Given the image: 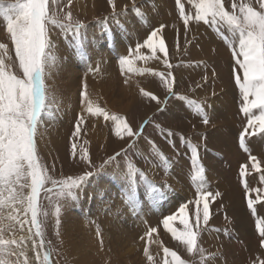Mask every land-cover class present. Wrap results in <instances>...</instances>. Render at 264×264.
Instances as JSON below:
<instances>
[{
    "label": "rangeland",
    "instance_id": "rangeland-1",
    "mask_svg": "<svg viewBox=\"0 0 264 264\" xmlns=\"http://www.w3.org/2000/svg\"><path fill=\"white\" fill-rule=\"evenodd\" d=\"M92 1L95 4L92 5L91 10L88 9L89 13L94 10L91 16H88V11H84L85 14H83V10H79L73 4V0L70 7H65V12L71 11L73 18L83 21L86 28L91 24L108 23V31L106 30V32H109V36L112 37L110 38L111 40L115 38L114 32H117L116 35L122 41H119L116 37L117 43L114 50L110 49L107 54L113 62L114 68L119 66L117 61L122 54L128 55L129 49H135L137 43H143L150 32L159 28L160 25H165L164 28L169 31L173 30L172 28L175 24V31L179 26L182 30L184 29L183 21L179 17L176 0H135L142 15H136L129 10L127 15L119 17V25L112 17V9L108 5L107 0ZM83 2L88 7L87 0H83ZM239 2L241 0H237V3ZM13 3H15V0H0V8L7 9ZM181 3L184 4L186 12L194 14L195 10L188 0H181ZM231 3L232 0H225V6L229 11L231 10ZM251 3L258 9L259 6L256 0H251ZM66 4L67 0H60L59 6L50 4V7L53 11H59V8L64 7ZM116 4L117 12H122L126 5L131 9L132 0H116ZM173 23L174 25H172ZM189 24H192V27L193 25L195 26L191 33L188 34L189 36L179 37L182 43H180L182 46L179 45L178 47L179 52L174 50V35L164 39L165 46L166 44L169 45L166 46V50L168 63L172 66L170 69L163 63L164 53L160 51L156 53L159 59H149L146 62L136 61V67L150 69V72H144L142 75L138 73L122 74L121 70L117 69L120 77L118 75L116 79L119 80L121 78L120 80H127L129 83L126 84L128 92L124 95V99L130 102L125 110L119 109L120 104L107 107L104 99L99 94L95 95L92 90L90 92V88H87L95 106L103 108L110 116L117 115L125 118L134 130H139L141 124L149 121L144 128L143 135L136 141V148L129 150L127 156L121 155L118 157L116 161L106 166L102 172L104 173L105 170L107 173L118 172V169L123 170L126 164L131 161L155 185L159 186L166 183L170 186V190L166 192L163 200L159 203L152 202L150 199H146L147 184L137 177L136 199H138L140 204L136 214L140 216L141 223L138 226L136 225L137 230L134 229L135 218L132 215L133 212L129 206L125 205L126 207L122 209L124 213H122L123 211L119 212L124 221H127L128 224L130 222L129 226L130 228L132 227V235L118 229L119 231H114L115 234L113 233L110 239L116 245H119V242L126 243L131 254L122 258H128V261L131 260L130 262L134 261L138 252H141L139 254L143 256L145 247L149 250L156 244L157 246L155 245L151 251L149 250L151 252L149 254L153 257L152 261L150 262L144 255L146 261L144 260L141 264H164L166 259L163 253L164 247L176 251L188 264H201V257L188 254L186 247L173 240L171 234L163 228L162 224L164 217L176 215L177 219L172 222V225L178 231L182 230L183 225L180 223L179 209L185 204L188 205L186 212L189 214L190 221L194 218L192 214L195 211L194 201L197 198V194L195 183L191 179L194 174L191 166V153L186 144V141L190 140L192 144L198 146L201 163L206 170L207 190L213 193H220L215 201L210 203L211 218L209 224L198 238V245L205 250L204 264H259V261L264 260V247L260 245V237L256 229V220H264V137L259 135L246 137V143L249 147L248 153L239 147V134L246 125L247 118L239 110L241 100L238 88L234 82L232 71L234 61L231 51L211 27L203 22L195 23L190 21ZM220 27L222 30L224 29V26L221 25ZM228 35L230 36L231 34L228 33ZM105 36H107V33L103 32L102 37L105 38ZM203 36L206 39L208 38V44L201 42ZM50 38L55 46V54L61 56L64 63L73 64L69 67L72 69L71 71L64 65L62 69L65 72L59 71L57 74L58 76L65 73V75H68L64 83L69 91L71 90L72 95L66 87H58L61 85V80L59 82L56 78H51L52 80L46 79L49 91L53 95L54 100H56L53 107L58 109V111L54 112L53 119L45 117L37 135V150L41 163L48 169L49 175L55 179H60L70 175H80L85 171H94V168H89L86 163L79 159L81 149L87 150L92 164L98 167L109 156L119 152L122 148H126L130 140L127 137L121 140L115 136L114 124L111 120H105L103 116H92L83 111L84 105L81 103V93L84 91L83 87L85 84L89 87L88 75L92 74L91 78L95 81L96 76L101 77L102 72L100 67L102 62H92L89 59L91 58V55L88 54L89 49L87 48L88 52L86 51V45H89V41L82 38L84 53L87 56V60H84L76 53L75 39L72 34L52 29ZM90 38L94 42V36H90ZM106 39L105 41H107ZM0 43L8 46V55L14 61V46L6 32L5 22L2 17H0ZM218 49L223 51V56L218 55ZM141 50L145 51L146 48ZM59 52L62 53L60 54ZM145 56H151V54ZM91 64L95 66L92 67L93 69L99 65V72L89 71ZM13 70L20 74L18 67ZM169 71L175 78L173 90L180 96L200 102L210 118L208 125H204L201 117L194 114L184 101L172 97L167 99L166 105H158L156 101L141 95L140 90L143 89L156 95L161 101L165 100L168 96L167 89L159 76L152 73L167 74ZM204 77H207V80ZM96 80L99 81L98 79ZM117 86L119 87L118 84ZM57 89L60 91L57 92ZM114 93L116 94L113 96L115 99L121 98L123 100V96L116 86ZM160 109L163 110L161 111ZM81 115L84 117L81 132L79 137H74L75 125ZM156 125L160 127L157 128ZM169 130L173 133L171 137L167 136ZM181 137L184 139H181ZM149 141L154 142L157 148L168 158L170 162L168 174H165L162 166L155 167L153 163L146 162L145 157L148 160L154 159L151 153L155 149L150 148ZM73 143H76L77 146L76 159L72 157ZM172 144H175V148L172 147ZM249 154L257 157L260 162V172L251 167V162L248 159ZM154 163H159V161L156 160ZM242 164H248L247 175L244 180L251 191L248 192L247 196L239 175ZM115 183H119V181ZM124 189L125 186L122 189L123 193ZM25 191L28 190L25 189ZM83 191H85V188ZM123 193L121 196H123ZM142 194H144L143 197ZM247 198L257 201L254 205L256 208L255 216L247 207ZM120 199L123 200L122 198ZM41 204L44 209L51 211L48 201L43 198V193L41 194ZM77 204V202L76 204L73 202L63 209L59 235H57L54 217L49 215L43 224L46 242L45 249L52 252V264H72L70 259H67L62 245L59 244L60 233L62 231L65 233L68 230V227H66L68 225L64 226L66 218H71L72 220L75 218L80 223L85 220L84 222L89 224L87 228L91 230V217L84 215L85 211L78 208ZM239 208L242 209L243 213L238 210ZM97 218L101 219L100 216H97ZM112 223L111 221L110 226L114 225L113 227H115L116 225ZM105 225L108 224L105 223ZM151 227H155L158 230L149 239L144 235ZM216 229H219V231H216ZM154 235L158 237L155 239ZM91 237L94 238L92 233ZM99 237H101V234ZM141 237L145 238L140 239ZM125 238L127 241L124 240ZM159 244L162 246L161 251L158 250ZM131 246L132 249L134 246L132 251L130 249ZM92 255H96V253Z\"/></svg>",
    "mask_w": 264,
    "mask_h": 264
},
{
    "label": "snow or ice",
    "instance_id": "snow-or-ice-1",
    "mask_svg": "<svg viewBox=\"0 0 264 264\" xmlns=\"http://www.w3.org/2000/svg\"><path fill=\"white\" fill-rule=\"evenodd\" d=\"M188 2L195 10L194 14L186 12L181 0H176L185 33L189 29L190 21L203 22L220 36L231 51L234 61L232 70L234 82L241 100L239 110L247 118V123L239 134V147L248 153L246 137L257 135L264 137V0H256L258 9L253 6L251 0H241L239 3L237 0H232L230 11L225 6V0H188ZM59 3L60 0H15L9 8H0V17L5 22L6 32L15 50L13 61L8 55V46L0 43V264H29L27 257L29 241L37 264H52V252L45 249L44 222L49 215L54 217L59 235L63 209L73 202H79L84 188L94 175H98L121 155L127 156L129 150L136 148V141L143 135L144 128L149 122L145 121L140 125L139 130H134L125 118L110 116L103 108L94 105L85 84L81 93L83 111L92 116H103L105 120H111L114 124L115 136L121 140L127 137L130 142L126 148L109 156L98 167L92 164L87 150L81 149L79 159L89 168H94V171H85L80 175H70L60 179L49 175L48 169L41 163L38 155L37 135L45 117L53 119L54 112L58 111L53 107L54 97L46 84V79L58 67L59 61L50 38L51 30L58 29L72 34L77 55L87 60L82 39L86 25L83 21L74 19L71 11L65 12V7H70L72 0H67V4L60 7L59 11H53L50 4L59 6ZM107 3L112 9V17L117 25L120 23L119 17L127 15L129 10L136 15H142L135 0H132L131 9L126 5L122 12H117L116 0H107ZM221 25L224 26L223 30ZM164 27L165 25H160L159 28L152 30L143 43H137L135 49H129L128 55L118 58L122 74L142 75L144 72H150V69L136 67V61L159 59L156 55L157 48L164 53L163 63L169 69L172 67L167 60L165 40L160 35ZM228 33L231 35L229 36ZM144 48L150 50L151 56L141 53V49ZM16 67L20 74L13 70ZM88 70L99 72V65L95 69L89 67ZM152 74L159 76L167 89L168 96L161 101L156 95L141 89L142 96L156 101L158 105H166L168 98L175 97L184 101L194 114L199 115L204 125L210 123V118L200 102L180 96L173 90L175 78L171 71L167 74L155 72ZM204 79L207 80V77ZM83 122L84 117L81 115L75 125L74 137H79ZM156 127L160 126L156 125ZM172 135L169 130L167 136ZM186 144L191 153V166L194 172L191 179L195 183L197 194L194 201L195 211L192 214L194 218L190 221L186 212L188 205L185 204L179 209L182 230L178 231L172 225L177 219L176 215L164 217L162 224L173 240L185 246L188 254L200 256L201 264H204L205 250L198 245V238L209 224L210 203L215 201L220 193L207 190L206 170L201 163L198 146L192 144L190 140L186 141ZM149 146L155 149L151 153L154 159L148 160L145 157L146 162L153 163L155 167L162 166L165 174H168L170 171L168 158L154 142L149 141ZM76 147V143H73V159L77 158ZM172 147L175 148V144H172ZM248 159L251 167L260 172V162L257 157L249 154ZM156 160L159 163H154ZM247 169L248 164H242L239 172L246 196L251 191L244 180ZM137 177L147 184L146 199L152 202L163 200L166 192L170 190V186L166 183L155 185L143 171L129 161L123 170L118 169L117 178L125 184L122 199L134 214L140 204L136 199ZM42 193L43 198L48 201L50 212L41 204ZM256 202L247 198V207L254 216ZM256 229L260 237V245L264 247V220H256ZM25 232H27L26 236L23 234ZM156 232L157 228L151 227L145 236L151 239ZM97 235H100L99 230ZM163 253L166 258L164 264H188L176 251L167 247L163 248ZM144 255L150 262L152 261L153 257L147 247L144 249ZM21 257L24 258L22 262ZM259 264H264V260L259 261Z\"/></svg>",
    "mask_w": 264,
    "mask_h": 264
},
{
    "label": "bare ground",
    "instance_id": "bare-ground-1",
    "mask_svg": "<svg viewBox=\"0 0 264 264\" xmlns=\"http://www.w3.org/2000/svg\"><path fill=\"white\" fill-rule=\"evenodd\" d=\"M87 3H88V7L83 2V0H73V4L76 5L79 10H83V14H85V12L88 11V9L93 7L92 5L95 4V2H93L92 0H87ZM118 6H119V4H118ZM7 8H9V7H7ZM89 12L90 11H88V13ZM93 12H94V10H93ZM93 12L89 13L88 16H91L93 14ZM172 25H174V23ZM175 25L173 26V28H172L173 30L172 31L166 30V28H164L160 35L162 36L163 39L169 38V37L174 35L173 37H174L175 42H173V46H174V50L177 52L179 50V48H178L179 45L182 44L179 39L184 37V36L186 37L188 34H190L191 30L194 28L195 25H193V27H192V24H189V29H188L187 33H185V29L182 30L180 26L177 27V29L175 31ZM107 26H108V23L107 24L106 23L91 24L90 26H88L85 29V35L82 37L84 40H88L89 41V45L88 46L86 45V51L88 52V50H87V48H88L89 49V53L88 54L91 55V58H89L90 61H92V62L93 61L94 62L98 61L100 63L102 62V65L100 66L101 69H102L101 77L100 76H96L95 81H94L91 78V76H93V75L92 74L90 76L88 75L89 87H87V88H90V92L92 90V92H94L95 95L99 94L101 96V98L104 99L105 105H107V107L108 106H116L117 104H120V106H119L120 108L119 109L123 111V110H125L127 108V105L130 102V101H127V100L124 99V97H125L124 95L127 94V92H128L126 84H129V83H128V81H127V83H125L126 80L125 81L120 80L121 78L120 79L118 78L119 80L116 79L118 75L120 77V73L117 72V69H120V66H118L117 68H114L113 67V62L111 61L110 57L107 56L108 51L110 49L114 50L115 44L117 43L115 38L117 37V39L119 40L118 35H116L117 32H114L115 38L112 39L113 40V44H112V40L110 39L112 37L109 36V32H106V30L108 31V27ZM102 28H103L104 31L102 30ZM103 32L107 33L108 37L107 36H105V38L102 37L103 36ZM90 36L91 37L94 36V39H93L94 42L92 41V38H90ZM106 37H107V39H106ZM105 39L107 41L108 40L109 41L107 42V41H105ZM207 39H206L205 36H203L202 39H201V42H203L204 44H208ZM119 41H122V40H119ZM219 42H221V41H219ZM166 46H169V45L166 44ZM123 49H124V47H123ZM220 49L217 50L218 55H222L223 56V51L220 50ZM157 52H159L158 48L156 50V53ZM59 53L61 54L62 52H59ZM141 53L144 54V55L151 54L150 50H148L147 48H146L145 51L141 50ZM122 55H124V54H122ZM58 58H59L58 67L55 68L52 71L50 77L47 78V80H49L51 78H56L57 81L61 80V85H59L58 87L65 88L66 84L64 82L66 80V77H68V75H65L66 74L65 73L64 75L58 76L57 74H58L59 71L62 72V73L65 72L62 69V67H64V65L69 69V71H71L72 69L69 68V67L72 66L73 64L64 63L62 61L63 59H61V56H58ZM103 62H105V63H103ZM91 65L92 66H90V67H95L93 64H91ZM134 74H137V73H134ZM129 76H131V75H129ZM132 76L134 77V75H132ZM195 76L197 78L196 73H195ZM127 78H128V76H127ZM96 79H98L99 81H97ZM117 84L119 85V87L117 86ZM115 86L117 88H119V92L123 96V100L121 98L115 99L113 97L114 95H116L114 93ZM58 91H60V90L57 89V92ZM115 91H116V89H115ZM51 92H53V91H51ZM68 92H70V94H71V90L69 91V89H68ZM118 95H119V93H118ZM133 95H135V94H133ZM117 97H119V96H117ZM54 101H56V100H54ZM75 102H76V100H75ZM116 102H118V103H116ZM65 111H66V109H65ZM97 134H98V132H97ZM115 172L114 173L113 172L107 173L106 170H105L104 173L100 172L98 175H94L91 178V180L89 181V183L87 184V186L85 187V191H83L82 198L79 200V202L77 204L78 208H80V209L85 211L84 215H88V217L89 216L91 217V219H90L91 220L90 224L92 223L91 224V230L87 228V225L89 226V224L84 222L85 220H83L80 223V222H77L75 218H74V220H75L74 221L71 218H66V220H65L64 217H63V219L65 220L64 221V223H65L64 226L68 225V226H66V227H68V230L65 233H63V231H62V233H60V236H59L60 242H59V244L62 245L63 250L66 252L65 255L67 256V259H70V262H72V264H132V263L141 264V262H143L146 259L143 254H142L143 256H141V254H139L141 252H138L137 255L135 256V258L133 257L134 258L133 262H130L131 261L130 259H129L130 261H128V258H125V259L122 258L125 255L128 256V255L131 254L129 248L126 246V243L124 242L125 243L124 244L123 242H119V245H116V244H114L115 242H112L111 239H110V237L114 233V231H119V230L125 231L129 235H132V227L130 228V226H129L130 222L128 224L127 221H124V218L121 216V214L119 212V211H121V212L123 211L122 213H124V210H122V209H124V207H126L124 201L120 199V198H122V196H121V194L123 193L122 189L124 188L125 184H124V182H122L121 180H119L117 178L118 172H116V173ZM116 181H119V183H115ZM175 185H177V184L175 183ZM173 186H174V184H173ZM143 196H144V194H142V197ZM113 199H115V200H113ZM159 202L160 201H158V203ZM75 204H76V202H75ZM155 207H156V205H155ZM160 207H161V204H160ZM160 207H158V208H160ZM238 210H241V212H242V209L239 208ZM136 213L135 214L132 213L133 217L135 218L134 223H133L134 224V226H133L134 229H136V225L138 226L141 223V221L139 219L140 216L137 215ZM239 214H241V213H239ZM97 216H100L101 219H98ZM235 218H236V216H235ZM248 220H249V218H248ZM111 221L113 222L112 224L116 225L115 227H113L114 225L112 227L110 226L111 225ZM105 223L108 224V225H105ZM248 223H249V221H248ZM240 225H242V224H240ZM244 225H245V223H244ZM97 230H99V232L101 234V237H99L97 235ZM91 233L94 236V238L91 237ZM23 234L26 236L27 232H25ZM134 235H135V233H134ZM120 236H122V235H120ZM126 236H127V234H126ZM158 236H159V234H158ZM158 236H155V239ZM101 240H102V243H101ZM124 240L127 241L126 238ZM154 246H153V248H154ZM153 248H151L149 250L151 251ZM130 249H131V251L134 250V246H133V249H132V246H131ZM155 249H156V247H155ZM161 249H162V246H161V244H159L158 245V250L161 251ZM122 251H123V253H122ZM135 252H137V251H135ZM93 253H96V255H92ZM149 253H151V252H149ZM27 257H28V260H29V264H37V262L35 260V253L32 251V247H31V242L30 241H29L28 247H27ZM12 259L14 260L15 257H13ZM20 259H21V262H22L24 258L21 257ZM123 259H124L125 263L123 262Z\"/></svg>",
    "mask_w": 264,
    "mask_h": 264
}]
</instances>
